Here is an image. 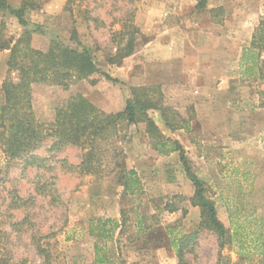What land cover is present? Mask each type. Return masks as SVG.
Returning <instances> with one entry per match:
<instances>
[{"label": "rangeland", "instance_id": "obj_1", "mask_svg": "<svg viewBox=\"0 0 264 264\" xmlns=\"http://www.w3.org/2000/svg\"><path fill=\"white\" fill-rule=\"evenodd\" d=\"M20 1L7 0L13 8ZM39 1L26 14V29L0 12V46L24 31L35 50L46 51L53 39L79 45L121 84L93 75L67 90L34 85L36 119L52 122L56 109L76 95L115 114L131 87L161 93L174 130L157 110L148 117L182 146L218 220L232 230L231 213L263 234L258 243L247 237L241 251L235 242L226 245L221 264H264L263 84L238 74L241 50L264 17V0H206L205 10L195 8L199 0ZM129 36L132 55L111 63ZM8 55L0 50V103ZM118 131L126 166L141 182L135 195H126L113 176L80 174L81 152L72 146L49 151L45 141L34 153L43 161L32 168L8 163L0 151V264H98L96 256L101 264H180V247L181 264H217L218 238L199 228L200 210L191 204L194 189L178 153L158 155L144 123H123Z\"/></svg>", "mask_w": 264, "mask_h": 264}, {"label": "trees", "instance_id": "obj_2", "mask_svg": "<svg viewBox=\"0 0 264 264\" xmlns=\"http://www.w3.org/2000/svg\"><path fill=\"white\" fill-rule=\"evenodd\" d=\"M40 6L39 0H21L18 7H11L7 0H0V12L16 19L21 28L29 25L26 20L28 11ZM196 9L205 10L206 0H199ZM221 8L212 9L215 14ZM215 21V20H214ZM213 21V22H214ZM75 38L73 34L72 40ZM135 48L133 36L126 43H118L116 54L110 58L111 63L121 62L131 56ZM8 50L6 62L7 74L1 84L2 101L0 103V151L8 163L22 161L24 168H32L42 162L34 153L47 140L51 141L50 149L62 150L67 146L78 148L81 160L77 170L85 176L103 178L113 176L116 184L126 195H135L142 190L140 179L134 170L127 168L124 151L118 146V128L144 123L151 148L158 155L167 156L173 152L179 155L180 163L186 178L192 184L194 193L191 204L200 210L199 228L213 231L218 238L219 252L226 245L236 243L239 251L246 238L251 235L254 242L262 240L263 234L251 232L245 220L238 222L230 213L232 230L226 229L218 220L214 204L204 196L202 181L189 168L184 149L178 141L167 139L148 117L147 112H160L168 129L174 130L173 122L167 119L170 112L162 106L161 93L151 88H129L130 98L125 101L124 109L115 114H106L81 95L73 96L67 104L56 109L53 121L46 124L36 119L33 110L32 89L34 85L54 86L67 90L71 85L100 75L113 84H121L108 74L101 72L95 64L89 49L77 45L73 48L57 39L49 43L46 51L35 50L30 45V33L24 31L15 40L10 39L0 50ZM264 17H262L251 36L249 47L241 50L238 67L239 77L245 80H260L264 95ZM12 74H16L12 78ZM260 108L264 109V101ZM255 222V221H253ZM264 224V219H260ZM251 223V222H248ZM247 230H246V228ZM260 246H264L263 241ZM178 250V261L181 264L182 252ZM221 252L217 264H221ZM96 256L95 262L102 263Z\"/></svg>", "mask_w": 264, "mask_h": 264}]
</instances>
